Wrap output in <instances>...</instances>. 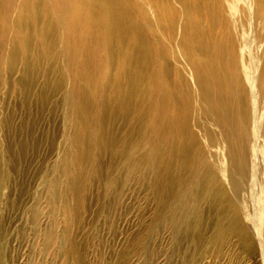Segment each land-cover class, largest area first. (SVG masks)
<instances>
[{"label": "bare ground", "instance_id": "6f19581e", "mask_svg": "<svg viewBox=\"0 0 264 264\" xmlns=\"http://www.w3.org/2000/svg\"><path fill=\"white\" fill-rule=\"evenodd\" d=\"M3 73L53 84L79 164L124 129L112 153L153 174L163 229L221 208L214 240L264 264V0H0Z\"/></svg>", "mask_w": 264, "mask_h": 264}, {"label": "rangeland", "instance_id": "374dc122", "mask_svg": "<svg viewBox=\"0 0 264 264\" xmlns=\"http://www.w3.org/2000/svg\"><path fill=\"white\" fill-rule=\"evenodd\" d=\"M14 79L0 78V264H256L227 235L214 240L221 208L179 236L163 229L153 174L112 153L125 130L103 131L107 151L79 164L53 84L33 75L19 92Z\"/></svg>", "mask_w": 264, "mask_h": 264}]
</instances>
